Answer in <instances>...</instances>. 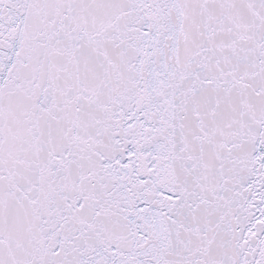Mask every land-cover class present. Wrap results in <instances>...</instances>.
Masks as SVG:
<instances>
[{
  "label": "snow or ice",
  "instance_id": "6c2138e0",
  "mask_svg": "<svg viewBox=\"0 0 264 264\" xmlns=\"http://www.w3.org/2000/svg\"><path fill=\"white\" fill-rule=\"evenodd\" d=\"M0 264H264V0H0Z\"/></svg>",
  "mask_w": 264,
  "mask_h": 264
}]
</instances>
